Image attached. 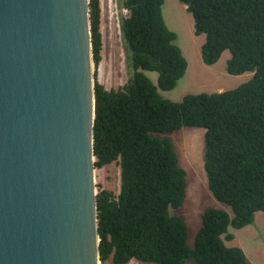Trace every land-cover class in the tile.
I'll return each instance as SVG.
<instances>
[{"label": "trees", "instance_id": "trees-1", "mask_svg": "<svg viewBox=\"0 0 264 264\" xmlns=\"http://www.w3.org/2000/svg\"><path fill=\"white\" fill-rule=\"evenodd\" d=\"M122 40L130 53L131 80L107 90L95 73L96 169L120 167L119 195L98 193L101 264L136 259L155 264H250L244 250L228 246L229 227L243 229L264 212V0H181L195 21L206 65L230 51L228 73H252L232 90L163 98L145 72L159 73V88L173 90L188 61L163 15L165 0H116ZM93 60L102 62L100 0H90ZM128 57V59H129ZM129 68V65H128ZM206 129L205 169L215 198L234 213L209 209L194 247L185 220L173 214L186 198L187 173L169 134Z\"/></svg>", "mask_w": 264, "mask_h": 264}, {"label": "water", "instance_id": "water-1", "mask_svg": "<svg viewBox=\"0 0 264 264\" xmlns=\"http://www.w3.org/2000/svg\"><path fill=\"white\" fill-rule=\"evenodd\" d=\"M90 0H0V264H101Z\"/></svg>", "mask_w": 264, "mask_h": 264}, {"label": "rangeland", "instance_id": "rangeland-1", "mask_svg": "<svg viewBox=\"0 0 264 264\" xmlns=\"http://www.w3.org/2000/svg\"><path fill=\"white\" fill-rule=\"evenodd\" d=\"M101 32L103 34L102 62L98 67L94 64L97 80L107 90L118 89L131 80L133 71L130 67V53L125 46L120 29L121 14H128L127 10H120L116 0H100ZM163 15L169 29L177 34L176 44L181 48L188 61L185 76L171 91L159 88V73L145 72L150 80L158 87L160 95L173 102H182L188 95L215 93L232 90L250 80L252 73L231 75L228 73L230 51H225L220 60L214 65H206L202 60L201 48L205 43V36L195 35V21L193 15L187 11L181 0H165ZM129 57V59H128ZM129 65V68H128ZM222 89V91H220ZM156 135L169 137L174 143L179 165L187 173L186 198L181 207L174 209L173 214L182 217L189 231L188 243L193 248L196 236L203 226V217L209 209H221L234 216L232 208L218 201L208 185L205 169V155L207 152L206 129L199 127H183L169 134ZM96 190L103 189L119 195L121 190L120 167L112 164L103 169L95 170ZM235 238L227 242L228 246L240 247L244 250L250 264H264V212L255 214L254 223L243 229L229 227ZM107 264H113L109 260ZM128 264H155L141 262L136 259ZM187 264H196L194 260H187Z\"/></svg>", "mask_w": 264, "mask_h": 264}, {"label": "crops", "instance_id": "crops-1", "mask_svg": "<svg viewBox=\"0 0 264 264\" xmlns=\"http://www.w3.org/2000/svg\"><path fill=\"white\" fill-rule=\"evenodd\" d=\"M242 75H243V74H242ZM222 89H223V88H221V90H220V91H222Z\"/></svg>", "mask_w": 264, "mask_h": 264}]
</instances>
